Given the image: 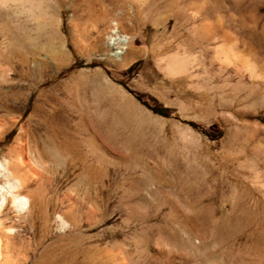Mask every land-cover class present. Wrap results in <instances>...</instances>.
<instances>
[{"label":"rangeland","instance_id":"1","mask_svg":"<svg viewBox=\"0 0 264 264\" xmlns=\"http://www.w3.org/2000/svg\"><path fill=\"white\" fill-rule=\"evenodd\" d=\"M74 1L43 27L18 6L0 9V41L25 37L29 76L41 79L12 101L20 81L2 71L18 62L0 60V166L23 146L40 174L27 176L21 209L17 182L0 180V264H264V0H189L180 18L170 0H149L152 17L116 20L122 60L106 42L110 15L136 9L77 20ZM175 53L187 58L167 68ZM51 96L44 116L32 114ZM66 136L72 157L58 147Z\"/></svg>","mask_w":264,"mask_h":264},{"label":"bare ground","instance_id":"2","mask_svg":"<svg viewBox=\"0 0 264 264\" xmlns=\"http://www.w3.org/2000/svg\"><path fill=\"white\" fill-rule=\"evenodd\" d=\"M64 1L65 0H0V9L2 7L7 6V5H8V7L18 6L24 11V13L26 15L32 16L36 20L43 21V24H40V26L43 27V26H45L44 24L47 21H50L51 18H53L54 14H51V13H54L55 9L57 7H59L61 4H63ZM75 1L77 2V6L78 7L81 6V9H83L82 13H80V14L75 12L74 16H75V19H77V20L103 21L104 19H106L111 14L109 12V8H114V7H117L118 5H121V4L126 5V6H130V7H134L136 9V10H134V12L132 14L131 13H119L118 12V13H112L110 15V18H111L110 27L107 31L105 38H106L107 45L110 47V49L112 51L113 57H115L119 60L123 59L122 57L125 53V49H126L125 45L128 42V38L126 36H124L123 34L118 33L116 20H119L122 18H125L127 20H135L136 18L145 19V18L152 17L151 14H153L152 9H151L152 3L149 0H75ZM173 4L177 5V11L174 14V18L175 17L180 18L181 16H183V14H184L183 12L185 11V8L189 5V0H170L167 3L168 6H171ZM119 10H120V8H119ZM26 40L27 39H25V37L23 38L22 36H18L15 34V35H10L6 38H2L0 41V48H1L0 49V60L5 61V62L10 61V60L18 62V65L14 66V68L11 67V69H9V70L2 71L3 75H5V77L8 78L9 80L13 76H17L19 78V81H20L19 83L15 84V85L11 84V86H10V88H12V89L18 86L17 89L19 90V92H15V90H14L15 94L12 92L13 93L12 96L10 95L11 98H13L12 101L15 100V98L18 100L19 99L24 100L26 97V93H24V90L25 89L31 90L32 84H34V85L38 84L41 80L40 79L39 81H37V80L32 81L33 79L31 80V78L29 76L32 72H37L38 69L35 67L28 66L29 65L28 62L30 61V59L28 58L27 53H25L24 51H21L19 49L21 46L22 47L25 46L24 45L25 42L28 43ZM232 47H234V46H232ZM59 52L56 50H49L47 52L46 56H48L51 61L52 60L56 61ZM235 54H236V56H238L239 52H235ZM179 57L184 58V59L187 58L186 55H184L183 53L182 54L175 53L174 55H171L169 57V59L167 60L168 61V63H166L167 68H170L174 63L177 64V62H180L177 60V58H179ZM238 57L243 61V64L245 63V65L247 67H249V70H250V68L252 70L254 69V64L252 61L249 60L250 58H248L247 56L241 55V54ZM187 60H186V62H187ZM55 67L58 68L60 66L56 65ZM180 68H182V65L180 66ZM177 69H178V67H177ZM184 70L185 69H183V71ZM177 73H178V71H177ZM33 78H35V77H33ZM37 79H38V77H37ZM21 81H24V82L26 81V83H24V82L21 83ZM9 84H10V82H9ZM7 92H9V91H7ZM0 95H1V93H0ZM2 96H3V94H2ZM5 97L6 96H4V98ZM53 99H54V97L51 96L48 99L45 98V99L37 100L34 103V106L32 108V114L44 116L45 111H46V110H44V106L48 107L50 105V103L53 101ZM105 99L107 100L108 104L110 106H112L113 109H115V110L118 109L121 112H123V115L128 116V113L123 110V104H121L120 101H116L115 99H113L111 97H106ZM2 101H5V100H2ZM15 102H16V100H15ZM71 138H72L71 136H66L64 141H60L58 143L59 144L58 147L59 148L61 147V150H63L62 152L64 154L71 155V157H72V156L76 155L77 153L74 151V150H76V149H74L75 143L73 140H71ZM91 141H92L91 137L85 136L83 138V144H82L84 146L83 148H85L84 151L81 153V156L83 159L82 161H84V162H82L83 163L82 165L84 166V163H85L84 172H86L87 174L89 173V164H88L87 157L90 154ZM24 148L25 147H23V146L12 147L10 149V152H12L14 154L16 159L11 160L10 158H8L6 160L5 165L0 166L1 167L0 180H3V183L10 184L8 182V178H11L17 182L15 187L12 186V189L14 188V190L12 191L11 195H12L13 203L15 204L16 207H18L20 209L23 208V206L27 203V200H28V197L21 196L19 194L20 190H22L26 184L25 180L27 179V176L28 175L40 176V174L35 172V171H33V173L30 172V170L28 168L29 161L24 159L25 158ZM55 150H57V149H52L51 147H47V149L45 150L46 152H44L42 149V151L44 153H47L53 159L56 158V160H59V156ZM78 155H79V153H78ZM76 157L78 158V156H76ZM20 170H23V172H20ZM2 188H3V186L1 185L0 189L2 190ZM3 200H4V197L1 196L0 197V207L2 205ZM1 257H2V254L0 252V261H1Z\"/></svg>","mask_w":264,"mask_h":264},{"label":"trees","instance_id":"3","mask_svg":"<svg viewBox=\"0 0 264 264\" xmlns=\"http://www.w3.org/2000/svg\"><path fill=\"white\" fill-rule=\"evenodd\" d=\"M153 110V112H155V113H158V114H163L162 112H163V110L162 109H159V110H155V109H152Z\"/></svg>","mask_w":264,"mask_h":264},{"label":"clouds","instance_id":"4","mask_svg":"<svg viewBox=\"0 0 264 264\" xmlns=\"http://www.w3.org/2000/svg\"><path fill=\"white\" fill-rule=\"evenodd\" d=\"M57 220L61 219L59 216L56 217ZM68 225L65 223L64 227H67Z\"/></svg>","mask_w":264,"mask_h":264}]
</instances>
